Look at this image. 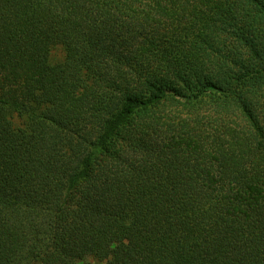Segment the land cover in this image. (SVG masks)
I'll list each match as a JSON object with an SVG mask.
<instances>
[{
	"label": "trees",
	"instance_id": "16d2710c",
	"mask_svg": "<svg viewBox=\"0 0 264 264\" xmlns=\"http://www.w3.org/2000/svg\"><path fill=\"white\" fill-rule=\"evenodd\" d=\"M264 264V0H0V264Z\"/></svg>",
	"mask_w": 264,
	"mask_h": 264
},
{
	"label": "rangeland",
	"instance_id": "374dc122",
	"mask_svg": "<svg viewBox=\"0 0 264 264\" xmlns=\"http://www.w3.org/2000/svg\"><path fill=\"white\" fill-rule=\"evenodd\" d=\"M80 264H102L101 262H98L94 260L93 258H83L81 261H79Z\"/></svg>",
	"mask_w": 264,
	"mask_h": 264
}]
</instances>
